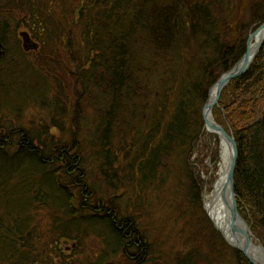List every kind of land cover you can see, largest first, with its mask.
Wrapping results in <instances>:
<instances>
[{"label":"trees","instance_id":"trees-1","mask_svg":"<svg viewBox=\"0 0 264 264\" xmlns=\"http://www.w3.org/2000/svg\"><path fill=\"white\" fill-rule=\"evenodd\" d=\"M84 4L77 11L86 26L82 48L73 50L67 36L64 49L70 50L66 62L75 64L86 98L68 105L60 97L65 83L46 82L38 72L33 99L51 110L50 120L26 126L18 106L0 105V264H64L58 241H76L74 250L86 254L85 240L92 236L101 250L73 264H162L140 212L121 206L117 196L129 182L138 192L168 188L174 176L185 185L191 206L202 205L192 157L207 133L203 106L210 88L243 57L251 33L264 23V0ZM37 7L38 1L32 10L43 53L36 58L48 65L46 49H56L65 32L51 31L52 18H43ZM57 17L64 23L63 14ZM146 40L144 52L139 46ZM4 80L0 77V88L7 93L10 81ZM95 95L103 99L102 108ZM88 107L97 115L96 126L85 135ZM213 114L236 139L239 211L264 244V44L250 70L224 89ZM142 198L133 203L145 206ZM41 213L47 215L44 223ZM209 226L212 242L220 241L213 250L219 257L224 260L226 250L229 264H252ZM176 261L197 264L192 253Z\"/></svg>","mask_w":264,"mask_h":264},{"label":"rangeland","instance_id":"rangeland-1","mask_svg":"<svg viewBox=\"0 0 264 264\" xmlns=\"http://www.w3.org/2000/svg\"><path fill=\"white\" fill-rule=\"evenodd\" d=\"M35 1H38L36 12L39 15L41 14L43 18H46V16L47 19L52 18L51 23H49L51 31H56V33L60 31L61 34L65 32V34L63 33L65 45H63L64 43L56 44L57 52L54 53L55 55L56 53H59L60 63L58 62V64L54 66L55 68L51 74H53L55 77L51 78V84L53 81L57 82V78L60 79L61 83H65V92H60V97L62 98V101L65 100L68 105L72 104L74 101H82L86 98V92L83 88H80L77 85V68L73 67V65H75L74 63L68 65L69 63L66 62L67 54L70 52V50L67 52L64 47L68 43L67 36H71L73 43L75 44L72 49L78 51L79 48H82V33L85 31L86 26L84 22L79 21L80 15L77 16V11L79 7L81 8L85 5V0H66L64 3H62L61 0ZM58 1L61 3H57ZM41 6L42 12H40ZM51 6L56 8L51 9ZM61 8L62 10L60 11ZM49 13H51V16ZM62 14L65 18L64 23L60 21L59 17L56 18L57 15ZM238 14L239 11L234 9L232 15L236 17ZM147 45L148 42L146 40L139 47H141L144 51ZM53 50H55V48H53ZM78 53H81V56H84L82 53L85 52ZM45 71L46 70H43V72ZM13 81H16V83L10 82L8 89L9 92L3 93L4 89L0 88V94L2 95L3 99H6L5 101L0 100L2 109L3 107L5 108V106L17 104L21 102L20 100L34 98V95L36 94L37 96L39 93V88L36 89L35 85H33L34 83H29L30 80H28V73L15 76ZM75 85L77 88H74ZM9 98L20 100L9 101ZM93 98L95 99L94 101H96L98 107L102 108L104 101L101 96L95 95ZM34 104V106H32V103L29 104L26 101L22 105L23 118H21V122L26 126L29 125L34 120V118H36V124L43 122L41 121L42 119L49 120L46 118V115L49 114L51 110H44V108L39 109L37 103ZM4 111L8 116H15L13 108H6ZM85 115V119L88 123L87 126L82 127V129L86 135L87 133L85 131H93L95 129L96 125L92 123V120L97 115L95 114L94 109L89 107L87 112H85ZM206 132L207 133L202 137V141L199 143V149H197L196 153L192 157V161H194L202 181L201 186H199L202 190L201 206L198 204H195L194 207L191 206L189 201L190 197L185 191V185H183L181 179H177L174 176L170 181L168 188L166 187L156 191L150 189L144 190V192L140 190L141 192H138V188L133 183L129 182V184H127V188L125 189L124 195L117 196L121 206L133 211L137 209V211L140 212L139 216H141V219H143L147 225V232L150 235L157 253L159 254L158 257L161 258L162 264H177V256H185L189 253H192V258H195L197 264H229L228 251L225 250L226 254L224 260L222 258L223 256L219 257V255L213 251L214 248L215 250H217L218 247L220 248V241L217 240L213 243L211 239L212 229L210 226L206 227V225L209 222L212 223V221L209 218L204 205L206 180L203 174L204 172H209L212 162H217L215 161L217 154V160L220 158L221 149L220 143H217L216 138L212 135L215 133H210L207 129ZM180 181L183 185L181 187L179 186ZM136 196L143 197L142 199L145 201L143 205L145 206H140V204L137 206L139 202L133 203ZM40 215L42 216H39V219H41V223H44L46 214L41 213ZM254 235L257 241L263 244L262 240L255 233ZM49 236L52 235L49 234L46 236V241L49 240ZM50 243L51 242H49V245ZM46 245H48V243ZM54 246L55 245H53V247ZM76 246L77 242L73 240L63 239L58 241L57 251L59 250L64 264H73L75 259L80 261L88 253H90V255L97 253V251L99 249L101 250L102 247L98 239L93 236L85 240L84 252L86 254L81 253L79 250H74ZM49 249L50 248L48 247L47 251L48 253H51Z\"/></svg>","mask_w":264,"mask_h":264},{"label":"flooded vegetation","instance_id":"flooded-vegetation-1","mask_svg":"<svg viewBox=\"0 0 264 264\" xmlns=\"http://www.w3.org/2000/svg\"><path fill=\"white\" fill-rule=\"evenodd\" d=\"M36 3L35 0H0V77L4 78L5 82L7 79L8 82L16 83V81H13L15 76L28 73L30 84L34 83L33 85H35L37 82L36 78H40L41 76L48 77L49 79L44 81L51 83V78L54 77L51 74L55 68L54 66L58 62L60 63L59 53L55 55L56 49L53 50L50 47L46 49L47 58L45 57L48 65L41 63V58L40 60L36 58V55L43 53L40 51L41 43L37 39L36 34L38 18L32 10ZM27 7H29V10H27ZM62 43L65 45V38L62 40ZM52 62H54V65L49 64ZM43 70L46 71L43 72ZM47 71L50 72L49 75H47ZM38 72L45 73V76H39ZM5 100L1 97V101ZM16 100L20 99L9 98V101ZM27 102L29 104L32 103V106L35 105L33 98H29ZM22 105L21 102L15 104V106H18L17 110L23 113ZM38 108L43 109V107L39 106ZM44 110L50 109L44 108ZM51 114L52 112L47 114L46 118L50 120ZM34 120L29 125H36V118Z\"/></svg>","mask_w":264,"mask_h":264},{"label":"water","instance_id":"water-1","mask_svg":"<svg viewBox=\"0 0 264 264\" xmlns=\"http://www.w3.org/2000/svg\"><path fill=\"white\" fill-rule=\"evenodd\" d=\"M262 31L264 32V23L255 32L251 33L247 43V51L243 57L235 63L232 68L223 73L210 88L207 101L202 109L206 128L212 129L211 131L217 134L221 140L225 141L230 148L228 174L223 191V198L230 214L229 234L231 238L222 231L217 223L211 218L210 219L214 228L222 235L225 242L243 253L252 264H264V245L257 241L250 224L239 211L237 194L235 192V170L239 156L237 142L233 134L228 132L225 127L215 119L213 109L218 105L224 89L231 81L243 76L250 70L264 44V34L261 42L256 46L253 55H251V41L255 34ZM214 90L215 93L213 96L212 93ZM209 115H211V117Z\"/></svg>","mask_w":264,"mask_h":264},{"label":"bare ground","instance_id":"bare-ground-1","mask_svg":"<svg viewBox=\"0 0 264 264\" xmlns=\"http://www.w3.org/2000/svg\"><path fill=\"white\" fill-rule=\"evenodd\" d=\"M264 32L255 34L251 41V55L254 54L255 48L263 38ZM215 90L212 95L214 96ZM211 117V115H209ZM208 132L213 133L208 129ZM220 158L217 162L211 163V169L209 172H204V178L206 180V187L204 191V205L209 218H211L222 231L231 238L229 234L230 227V214L227 204L223 198V191L227 180L230 148L228 144L221 140L220 142ZM258 256V254H257Z\"/></svg>","mask_w":264,"mask_h":264}]
</instances>
